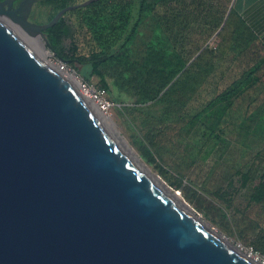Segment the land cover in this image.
Here are the masks:
<instances>
[{"label": "water", "instance_id": "water-1", "mask_svg": "<svg viewBox=\"0 0 264 264\" xmlns=\"http://www.w3.org/2000/svg\"><path fill=\"white\" fill-rule=\"evenodd\" d=\"M38 1L0 0V264H264L197 223L28 44L52 49L45 30L98 0L43 24Z\"/></svg>", "mask_w": 264, "mask_h": 264}, {"label": "rangeland", "instance_id": "rangeland-1", "mask_svg": "<svg viewBox=\"0 0 264 264\" xmlns=\"http://www.w3.org/2000/svg\"><path fill=\"white\" fill-rule=\"evenodd\" d=\"M74 1L83 2L70 0L69 4ZM241 1L175 0L170 9L163 11L161 5L164 3L160 0L154 13L139 26L128 54L139 61L146 46L159 32L171 39L176 50H184L190 63L203 50H210L206 60L213 62L221 58L225 72L210 76L205 85L192 94L187 110L194 113L203 102L239 78L245 68L243 63L228 61L235 22L241 18ZM132 2L134 0H121L120 3ZM117 10L115 2L106 4L98 21H106L110 14L115 17ZM54 13L51 6L38 1L30 21L43 24ZM66 20L76 28L75 39L80 53L86 54L94 43L91 35L81 30L76 15L68 14ZM71 40L66 39L64 44L69 46ZM46 47L51 53L48 59L54 62L56 54L48 45ZM69 73L78 80L83 78L76 70ZM90 81L96 86L100 84L97 76L91 77ZM261 97L259 88L255 87L235 99L221 125L224 143L204 125L169 119L166 103L139 104L135 90L120 89L115 83L108 93L113 105L105 111L109 127L147 169L171 190L175 189L180 199L201 219L247 255L251 254V246L255 248L258 238L264 235V204L250 199L254 181L264 179V105L259 107ZM248 114L250 121L245 118ZM244 122L250 125L247 127ZM152 157L156 159L155 163L151 161ZM157 164L168 171L169 179L161 175ZM239 169L249 172L250 180L246 186L241 185ZM179 176L184 179L182 189H176L170 181ZM258 255L264 258L260 251Z\"/></svg>", "mask_w": 264, "mask_h": 264}, {"label": "trees", "instance_id": "trees-1", "mask_svg": "<svg viewBox=\"0 0 264 264\" xmlns=\"http://www.w3.org/2000/svg\"><path fill=\"white\" fill-rule=\"evenodd\" d=\"M159 1L134 0L132 3L122 4L121 0H98L86 7L68 11L55 26L46 29L45 33L56 56L66 60L85 81L92 83L91 77L97 76L100 83L98 87L106 89L108 93L114 83L120 89L135 90L139 104L164 102L168 105L166 115L169 119L176 118L188 124L204 125L216 139L224 143L221 125L235 99L257 87L259 95L262 96L259 107L264 105V49L260 45L255 49L252 26L242 18L237 20L228 61L243 63L245 68L239 78H235L192 113L187 110L189 101L193 98L192 94L202 88L210 76L225 72L222 70L223 60H206L210 50H203L190 63L184 50H176L171 39L159 32L146 46L142 58L139 61L132 59L128 50L139 26L154 13L160 5ZM174 1L163 0V11L170 9ZM107 2L117 4V15L113 17L110 14L108 19L101 23L98 17H101ZM39 3L54 9L52 19L60 9L70 5V0H39ZM76 3L80 1H74L72 4ZM68 14L76 15L81 30L91 35L94 43L86 54L80 53L79 44L75 39L76 28L66 20ZM68 38L72 40L71 44L66 46L64 42ZM250 116L248 114L245 118ZM244 124L247 127L250 125L249 122ZM151 161L155 163L156 159L152 157ZM157 165L161 175L166 180L169 179L168 171ZM238 172L241 185L246 186L250 180L249 172L241 169ZM170 181L176 189L183 188L184 179L181 176ZM252 188L251 201L264 204V179H256ZM251 248L264 255V235L256 241V249L254 246Z\"/></svg>", "mask_w": 264, "mask_h": 264}, {"label": "bare ground", "instance_id": "bare-ground-1", "mask_svg": "<svg viewBox=\"0 0 264 264\" xmlns=\"http://www.w3.org/2000/svg\"><path fill=\"white\" fill-rule=\"evenodd\" d=\"M28 44L30 45V47L35 51V53L39 56V58L41 60H43L46 64H48L49 66L57 69V65L56 63H54L52 60L50 61L48 59V56L51 54L50 51L47 49V47L45 46L44 41L42 40V38L40 36H36L34 38H30L28 40ZM62 75L64 76V78H66L67 80H69L73 86L75 87L76 90H78L84 97H85V101L88 103L89 107L93 110V112L95 113V115L102 121V123L109 129V131L115 136V138L117 139V141L119 142V144L121 145V147L123 148V150L126 152V154L128 155V157L134 161L137 165H139L141 168H143L145 171H147V173L152 177V179L180 206L182 207L197 223H199L201 226H203L204 228H206L209 232H211L213 235L217 236L218 238H220L226 245L232 247L235 251H237L238 253L242 254L243 256L247 257L248 259H251L252 261H254L255 263H259L261 260L260 258H258L257 256L253 255L252 253L250 255H247L245 253H243L241 251V249H239L238 247H236L235 245H233L232 243H230L229 241H227L222 235H220L218 232H216L212 227H210L203 219H201V217H199L194 210L185 202H183L178 193L174 192L171 190V188L167 187L163 181L160 180V178L156 175H154L152 172H150L147 167L142 163V161L139 159L138 156L135 155V153L128 148L121 140V138H119L118 136H116V134L113 132V130L109 127L108 125V119L107 116L104 112V110H101L92 100H90L87 96H85L82 93L81 90V84L79 82V80L77 79V77H75V75L67 73V72H62Z\"/></svg>", "mask_w": 264, "mask_h": 264}, {"label": "crops", "instance_id": "crops-1", "mask_svg": "<svg viewBox=\"0 0 264 264\" xmlns=\"http://www.w3.org/2000/svg\"><path fill=\"white\" fill-rule=\"evenodd\" d=\"M240 17L252 26L255 49L259 45L264 49V0H242Z\"/></svg>", "mask_w": 264, "mask_h": 264}, {"label": "built area", "instance_id": "built-area-1", "mask_svg": "<svg viewBox=\"0 0 264 264\" xmlns=\"http://www.w3.org/2000/svg\"><path fill=\"white\" fill-rule=\"evenodd\" d=\"M54 63H56L58 69L61 71V72H67L69 73V71L73 70L75 71L74 68L70 67L68 65V62H64L62 61L59 57H56L55 58V61ZM80 84H81V90H82V93L87 96L90 100H92L101 110H104V112L106 110H109L113 103L112 101L108 98V92L106 89L104 88H101V87H98L92 83H89L87 81H85L83 78H81L80 80ZM252 251L250 253L256 255L258 258L259 255H258V252H255L253 250V248H251ZM261 261H264V258H260Z\"/></svg>", "mask_w": 264, "mask_h": 264}]
</instances>
